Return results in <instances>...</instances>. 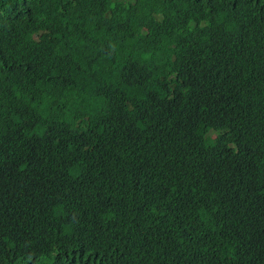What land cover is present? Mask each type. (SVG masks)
Listing matches in <instances>:
<instances>
[{
    "label": "trees",
    "instance_id": "16d2710c",
    "mask_svg": "<svg viewBox=\"0 0 264 264\" xmlns=\"http://www.w3.org/2000/svg\"><path fill=\"white\" fill-rule=\"evenodd\" d=\"M0 264H264V0H0Z\"/></svg>",
    "mask_w": 264,
    "mask_h": 264
}]
</instances>
